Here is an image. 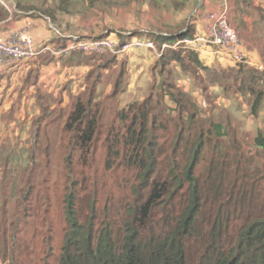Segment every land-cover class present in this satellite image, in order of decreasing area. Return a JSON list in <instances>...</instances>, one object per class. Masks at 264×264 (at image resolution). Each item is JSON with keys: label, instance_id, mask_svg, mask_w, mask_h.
Masks as SVG:
<instances>
[{"label": "trees", "instance_id": "1", "mask_svg": "<svg viewBox=\"0 0 264 264\" xmlns=\"http://www.w3.org/2000/svg\"><path fill=\"white\" fill-rule=\"evenodd\" d=\"M2 1L8 3L0 0V22L10 16ZM121 1L88 0V6L97 8L100 4ZM149 1L154 7L152 10L163 13L164 25H157L152 32L143 31L157 49L162 44H173L177 38L196 35L195 14L186 22L198 0ZM13 3L19 11L14 15L30 12L22 1ZM177 11L184 13L182 22L166 24L165 14ZM42 12L52 19L49 11ZM111 33L124 37L120 42L133 37L112 31L103 36L80 38L110 37ZM57 39L61 41L58 48L68 41L61 36ZM182 49L166 47L156 56L151 66V92L155 86L161 92L155 99L149 95L142 101H130L117 112L124 131L121 133L112 127L107 133L105 168L112 170L121 166L122 177L127 178L126 182L121 180L122 191L113 199L116 202L110 196L106 198L111 201L109 204L97 208L90 193L82 199L83 203L86 201L82 209L83 203L78 205L80 199L71 185L64 199L66 230L57 255L48 252L51 247L44 232L51 220L45 211L41 217L40 264H264V183H258L260 172L249 170L248 161L237 154L240 146L236 135L227 140L226 151L215 149L205 159L208 136H214L215 147L222 137L229 136L222 124L210 123L207 129L200 127L185 138L182 120L170 149L166 148V141L158 142L155 132L158 115L168 109L162 106L164 99L176 102L172 97L173 81L168 77L170 67L176 66L182 76H189L191 72L193 79L204 82V87L218 85L222 93L240 94L246 101L245 113L249 120L263 112L264 78L243 63L235 62L234 67L227 69L210 68L201 63L196 50ZM72 54L65 61L68 64L77 63L83 57L80 52H75L76 56ZM75 57L77 62L72 61ZM90 57L107 58L106 54ZM123 70L121 66L113 81L112 95L124 78ZM181 90L178 92L190 96ZM90 103V96L85 104L75 101L64 127L74 132L71 141L81 152L79 158L84 156L82 153L92 143L98 128L99 116L89 108ZM194 117L191 112L185 120L193 122ZM252 143L264 152V129H258ZM229 148L234 149L232 156ZM65 161L70 165L71 156L67 155ZM203 161L204 167L198 168ZM33 240L31 236L13 237L10 253L13 264L36 262Z\"/></svg>", "mask_w": 264, "mask_h": 264}, {"label": "rangeland", "instance_id": "2", "mask_svg": "<svg viewBox=\"0 0 264 264\" xmlns=\"http://www.w3.org/2000/svg\"><path fill=\"white\" fill-rule=\"evenodd\" d=\"M7 1L10 8L9 10L6 7L10 14L9 17H13L16 12L13 2L16 0ZM20 1L25 4L26 8H29L28 13L31 17L41 14L44 19L48 17L57 29H74L82 34L66 35L63 32L64 37L73 36V39H76V36H103L112 31H119L122 35L129 34L134 38L149 39L146 34L142 33L143 31L152 32L157 25H164L162 23L163 13L160 10H152L154 7L149 0L141 2L123 0L105 5L100 4L97 8L89 7L88 0ZM41 10L49 11L52 19ZM183 15V12L179 11L165 14L166 24H180ZM53 31L50 32L51 37H54ZM61 34L62 32L55 31L56 38ZM112 34L109 36L114 41L124 38L118 33L116 36ZM55 41L53 38L46 42L44 40L51 47L60 44ZM34 42H36L35 39ZM177 50L182 51L183 49ZM135 51L130 50L117 54L119 57L117 66L110 67L102 78L99 76L97 85L88 80L80 90L76 82L70 81V85L67 86L72 91L70 94H67L64 88L63 92L57 93V97L46 95L40 114L27 120L29 135L23 126L25 122H18L21 125V133L18 135L19 142L15 141L16 143L13 144V142H8L7 138L2 140L0 136L2 140L0 141V264H13L10 258L13 237L18 239L30 236L34 237V248L37 251V260L34 262L40 264L42 245L40 231L43 226L41 217L44 211L51 220V223L44 227L51 247L48 252L57 255L66 230L64 199L71 185L80 199L79 206L83 203L82 199L84 200L90 193L97 208L111 202L106 198L111 196L113 200L120 195L121 180L124 179L126 182L127 178L122 177L121 166L112 170L105 168L107 133L112 127L114 130L120 129L121 133L124 131L122 123L118 121L117 112L124 106L126 107L130 101H142L149 95L155 99L158 96L157 93L161 92L158 86H155L154 91L151 92L152 72L150 66L146 68L143 64V61L150 56L149 50L143 48ZM121 66L124 69L128 66L130 75L122 78L116 94L112 95L113 81ZM170 71L171 74L168 77L173 81L174 94L172 97L174 96L176 102H169L165 98V104L161 103L168 109H165V113L159 114L156 121L155 132L158 133V142L166 141L165 146L170 149L169 144L175 138L182 120L185 121V138L187 135L191 136L200 127L207 129L210 123H220L224 126V133L229 136L228 138L222 137L216 147L214 136H208V142L205 144V159H208L215 149L226 151L227 140L235 134L240 146V152L237 154L248 161L249 170L260 172L258 183L262 185L264 183L262 173L264 172V152L253 146L252 138L259 128L264 129V109L259 117L249 120L245 113L246 109L240 108L241 101L232 100L229 94L222 93L220 90L211 89L209 86L204 87V82L193 79L191 72H189V79H191L189 82L188 77L182 76L178 69L170 67ZM257 72H260V77L264 78L262 71L257 69ZM154 81L157 83V75ZM181 88L190 93V96L178 92V90L182 91ZM214 91L220 93H214ZM89 96L91 97L89 108L97 111L99 116L98 128L92 143L82 153L84 156L79 158L81 152L72 146L71 141L74 132L65 130L64 127L74 102L80 100L85 104ZM158 107L161 108L159 104ZM191 112L195 117L193 122H187L186 116ZM29 123L33 126L29 127ZM228 150L232 156L234 149L229 148ZM67 155L71 156L70 165L65 161ZM204 165L205 161L201 162L198 168H203ZM113 202L116 201L113 200ZM84 203L82 209H84Z\"/></svg>", "mask_w": 264, "mask_h": 264}, {"label": "crops", "instance_id": "3", "mask_svg": "<svg viewBox=\"0 0 264 264\" xmlns=\"http://www.w3.org/2000/svg\"><path fill=\"white\" fill-rule=\"evenodd\" d=\"M223 10L226 12L230 25L238 31L243 51L249 58V63L243 64L246 68L257 71V65L264 57V0H202L200 6L193 13L195 14V33H205L210 22L209 13L222 12ZM190 14L186 15L187 20L193 15ZM28 15H30L28 12L23 14L20 12L19 15L8 17L0 22V35H6L10 30L27 26L36 43L48 47L47 50L31 60L19 61L0 70V136L2 140L7 138V141L13 142V144L16 143L15 141L19 142L18 135L21 133V125L18 122H25L23 126L26 133H29L27 120L40 114L42 102L46 95L57 97V93L63 92L64 88L67 94H70L72 91L67 87L70 85V81L76 82L80 86V90L88 80L97 85L99 76L102 78L107 74L110 67L115 68L114 66H117L119 59L117 55H106L107 58L95 59L90 57L92 55L82 54L83 57L79 62L75 57L72 61L77 63L68 64L65 61L71 59L73 54L69 57H67L68 55H65L66 57L59 56L54 53V50L58 48L57 45L51 47L45 43L52 38L54 41L56 40L55 42H61L55 37V31L50 27L48 20ZM57 30L62 32V35L63 32L66 35L78 33L74 29ZM52 31L54 37H51L50 32ZM112 35L116 36V34ZM147 50H149L150 56L146 61H141L146 65V68L150 66L151 70L157 54L152 49ZM196 51L201 63L210 68L227 69L235 66V61L216 46L204 45ZM74 56H76L75 53ZM96 67L97 69H95ZM173 67L178 69L176 66ZM128 71L130 72V69L127 66L124 78L130 75ZM257 74L261 75L260 72ZM187 77L191 82L190 77ZM260 82L262 81L260 80ZM209 88L221 91L218 85H211ZM214 93L220 92L214 91ZM229 96L232 100L241 101L240 108L247 110L246 101L240 94L232 96L229 93ZM28 126L32 127L33 124L29 123Z\"/></svg>", "mask_w": 264, "mask_h": 264}, {"label": "built area", "instance_id": "4", "mask_svg": "<svg viewBox=\"0 0 264 264\" xmlns=\"http://www.w3.org/2000/svg\"><path fill=\"white\" fill-rule=\"evenodd\" d=\"M8 7L6 2H3ZM10 10V8L8 7ZM209 25L204 34H196L193 37L177 38L173 44H162L157 49L154 42L146 38H134L125 41H114L111 37L80 38L76 36L66 37L68 41L64 46L54 50L59 56L80 52L86 55L110 54L128 52L133 49L149 48L160 55L164 48L169 47L175 50L187 48L197 50L204 45H213L227 54L236 63H249V58L245 54L240 42L239 33L228 22L226 12L209 13ZM62 36L63 35H59ZM46 45H38L34 42L27 26L21 29L10 30L6 35H0V70L13 65L19 61L31 60L45 50ZM257 69L264 73V58L257 65ZM1 81V78H0Z\"/></svg>", "mask_w": 264, "mask_h": 264}, {"label": "water", "instance_id": "5", "mask_svg": "<svg viewBox=\"0 0 264 264\" xmlns=\"http://www.w3.org/2000/svg\"><path fill=\"white\" fill-rule=\"evenodd\" d=\"M201 2H202V0H198V3H197V5H196L195 9L191 12L190 15H192V14L195 12V10L200 6ZM13 5H15V4L13 3ZM14 7H15V6H14ZM15 10H16V9H15ZM190 15H189V16H190ZM45 18L48 20L50 27H51L53 30L58 31L57 28H55V26L51 23L50 19H49L48 17H45ZM188 22H189V19L187 20V24H188Z\"/></svg>", "mask_w": 264, "mask_h": 264}, {"label": "clouds", "instance_id": "6", "mask_svg": "<svg viewBox=\"0 0 264 264\" xmlns=\"http://www.w3.org/2000/svg\"><path fill=\"white\" fill-rule=\"evenodd\" d=\"M13 6H15V5H13ZM14 9H16L15 7H14ZM16 12H19V11H17V9L15 10ZM64 37V36H63ZM65 38V37H64Z\"/></svg>", "mask_w": 264, "mask_h": 264}]
</instances>
